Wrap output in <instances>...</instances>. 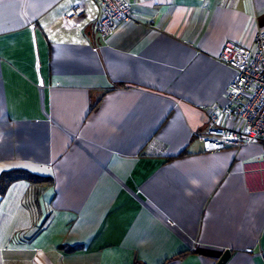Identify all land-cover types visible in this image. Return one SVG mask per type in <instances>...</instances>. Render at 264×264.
I'll list each match as a JSON object with an SVG mask.
<instances>
[{"label": "crops", "instance_id": "obj_1", "mask_svg": "<svg viewBox=\"0 0 264 264\" xmlns=\"http://www.w3.org/2000/svg\"><path fill=\"white\" fill-rule=\"evenodd\" d=\"M130 1L0 0V264H264V142H202L264 0Z\"/></svg>", "mask_w": 264, "mask_h": 264}, {"label": "built area", "instance_id": "obj_2", "mask_svg": "<svg viewBox=\"0 0 264 264\" xmlns=\"http://www.w3.org/2000/svg\"><path fill=\"white\" fill-rule=\"evenodd\" d=\"M101 12L97 23L99 41L114 35L120 23H141L130 0H96ZM77 10L67 13L75 16ZM220 62L235 70L222 105H210L209 129L202 135L203 150L215 153L226 148L241 149L264 142V28L248 47L227 41L218 55ZM173 225V221H168Z\"/></svg>", "mask_w": 264, "mask_h": 264}, {"label": "trees", "instance_id": "obj_3", "mask_svg": "<svg viewBox=\"0 0 264 264\" xmlns=\"http://www.w3.org/2000/svg\"><path fill=\"white\" fill-rule=\"evenodd\" d=\"M20 177H25L27 179H31L33 181H40V180H43L42 177H38V176H35V175H31V174H22L19 175V173L17 171H14L13 174H9L7 176L4 177L2 183L4 184V186L7 185V183H9L13 178H20Z\"/></svg>", "mask_w": 264, "mask_h": 264}, {"label": "water", "instance_id": "obj_4", "mask_svg": "<svg viewBox=\"0 0 264 264\" xmlns=\"http://www.w3.org/2000/svg\"><path fill=\"white\" fill-rule=\"evenodd\" d=\"M230 255H231V251L227 249L221 256V258L218 260L217 264H225L228 261Z\"/></svg>", "mask_w": 264, "mask_h": 264}]
</instances>
